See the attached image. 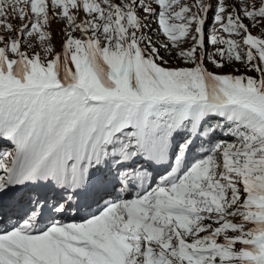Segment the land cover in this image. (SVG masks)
<instances>
[{"label":"snow or ice","instance_id":"snow-or-ice-1","mask_svg":"<svg viewBox=\"0 0 264 264\" xmlns=\"http://www.w3.org/2000/svg\"><path fill=\"white\" fill-rule=\"evenodd\" d=\"M0 264H264V0H0Z\"/></svg>","mask_w":264,"mask_h":264}]
</instances>
